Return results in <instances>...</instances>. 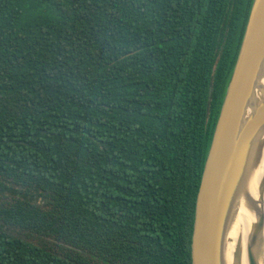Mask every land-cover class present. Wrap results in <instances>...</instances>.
<instances>
[{
  "label": "trees",
  "instance_id": "obj_1",
  "mask_svg": "<svg viewBox=\"0 0 264 264\" xmlns=\"http://www.w3.org/2000/svg\"><path fill=\"white\" fill-rule=\"evenodd\" d=\"M253 1L0 0V264H193Z\"/></svg>",
  "mask_w": 264,
  "mask_h": 264
},
{
  "label": "water",
  "instance_id": "obj_2",
  "mask_svg": "<svg viewBox=\"0 0 264 264\" xmlns=\"http://www.w3.org/2000/svg\"><path fill=\"white\" fill-rule=\"evenodd\" d=\"M263 149L264 0H254L204 165L192 235L193 264H240L229 257L228 245L241 204L253 217L246 237L248 264H264V176L259 178Z\"/></svg>",
  "mask_w": 264,
  "mask_h": 264
},
{
  "label": "bare ground",
  "instance_id": "obj_3",
  "mask_svg": "<svg viewBox=\"0 0 264 264\" xmlns=\"http://www.w3.org/2000/svg\"><path fill=\"white\" fill-rule=\"evenodd\" d=\"M261 165L259 178L264 176V149L261 153ZM256 186L254 183L252 186L253 193L256 194ZM252 215V214H251ZM250 215L248 208L245 204H241L238 208L237 215L235 218L234 225L232 227L231 241L228 245V252L230 258H237L240 264H248L247 252H246V237L249 230V226L253 220ZM263 241H264V231H263Z\"/></svg>",
  "mask_w": 264,
  "mask_h": 264
},
{
  "label": "rangeland",
  "instance_id": "obj_4",
  "mask_svg": "<svg viewBox=\"0 0 264 264\" xmlns=\"http://www.w3.org/2000/svg\"><path fill=\"white\" fill-rule=\"evenodd\" d=\"M8 198L5 199V196H0V205L4 204Z\"/></svg>",
  "mask_w": 264,
  "mask_h": 264
}]
</instances>
